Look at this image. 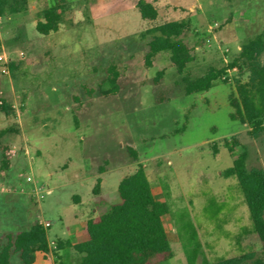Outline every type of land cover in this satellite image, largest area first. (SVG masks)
<instances>
[{
  "label": "rangeland",
  "instance_id": "374dc122",
  "mask_svg": "<svg viewBox=\"0 0 264 264\" xmlns=\"http://www.w3.org/2000/svg\"><path fill=\"white\" fill-rule=\"evenodd\" d=\"M149 1L158 11L153 21L141 17L136 0H28L0 16V105L14 110L0 112V129L19 130L4 139L8 156L16 153L0 173V237L49 222L51 248L57 239L75 243L88 218L120 202V180L141 164L170 209L164 225L174 257L161 264H188L181 235L189 238L191 227L202 245L196 264L247 254H254L247 264H264V243L250 231L238 181L221 175L233 164L223 141L233 137L247 148L248 167L264 168V133L254 139L230 118L236 81L248 79L242 65L230 64L245 43L264 36V0ZM54 5L63 6V21L41 35L40 13ZM172 21L189 22L183 38L195 48L183 73L169 51L146 64L148 30ZM212 69L223 70L222 79L186 94L185 79ZM243 229L249 232L238 245ZM61 255L64 264L78 262L71 248ZM48 261L57 264L52 254ZM11 264L22 262L14 256Z\"/></svg>",
  "mask_w": 264,
  "mask_h": 264
},
{
  "label": "trees",
  "instance_id": "16d2710c",
  "mask_svg": "<svg viewBox=\"0 0 264 264\" xmlns=\"http://www.w3.org/2000/svg\"><path fill=\"white\" fill-rule=\"evenodd\" d=\"M28 0H0V16L6 9L19 11L16 6L24 8ZM136 8L143 19L155 20L158 11L149 0H136ZM64 8L54 5L44 8L36 31L41 35H49L59 30L63 21ZM187 21H172L157 25L148 30L150 39L146 52V64L150 65L154 57L164 51L171 54V62L179 73H183L189 64L196 60L195 48L184 40L183 36L189 28ZM264 36L256 35L245 43L238 57L230 67H241L247 70L246 82L236 81V94L230 104L233 112L230 118L246 124L250 135L258 139L264 133ZM3 59H0V63ZM13 69V64H10ZM223 70H210L206 75L184 80L186 94L209 91L217 80L222 79ZM226 83L227 80H224ZM115 87L116 80L110 79ZM0 112L9 116L14 114L11 105L3 103ZM19 133L13 127L0 129V173L10 170L12 158L8 156L10 145L4 139ZM223 146L233 158L232 166L222 172L223 178L235 177L238 181L243 201L248 208L252 223L250 231L264 243V168L248 167L249 153L237 138L225 139ZM242 148V151H239ZM129 151L136 157L131 148ZM215 150H217L215 148ZM100 167V173L104 170ZM101 178L97 179L94 194L100 193ZM120 202L110 206L104 213L86 220L82 237L75 243L57 239L51 248L47 228L39 222L29 229L5 233L0 237V264H11L14 256H18L22 264H35L39 254L47 259L55 256L57 264H64L61 252L71 248L78 258L77 264H161L174 257L164 219L170 214L166 202L158 200L152 190L145 168L139 164L135 172L122 178L118 184ZM225 210L224 204L217 207L218 214ZM191 231V232H190ZM190 237L183 239L188 264H196L201 255L202 245L197 239L194 227L190 229ZM249 231L243 229L234 238L239 245L243 235ZM254 254L233 258H219L213 263L203 264H247ZM254 264H263L256 260Z\"/></svg>",
  "mask_w": 264,
  "mask_h": 264
},
{
  "label": "built area",
  "instance_id": "2783aa9c",
  "mask_svg": "<svg viewBox=\"0 0 264 264\" xmlns=\"http://www.w3.org/2000/svg\"><path fill=\"white\" fill-rule=\"evenodd\" d=\"M0 20H1V17H0ZM1 59V58H0ZM16 153V149L15 148H13V149H11L10 150V154H9V156H12L13 154H15ZM33 181V179L30 177V176H28L27 177V182H32ZM5 189V187L3 186L2 187V190H4ZM21 191H25V188L24 187H21ZM31 194H33V193H36V190H34V191H31L30 192ZM50 193V192H49ZM40 224H42L44 227H46V228H48V227H50L51 226V224L49 223V222H40Z\"/></svg>",
  "mask_w": 264,
  "mask_h": 264
},
{
  "label": "crops",
  "instance_id": "0c3cea01",
  "mask_svg": "<svg viewBox=\"0 0 264 264\" xmlns=\"http://www.w3.org/2000/svg\"><path fill=\"white\" fill-rule=\"evenodd\" d=\"M25 188H26V187H25ZM28 190H29V189H28ZM28 190H27V191H28ZM77 219H78V216H76V220H77ZM38 259L46 260V261L48 262V264H51V263L48 261V258L45 259L44 256L41 255V254L38 255L35 264L37 263Z\"/></svg>",
  "mask_w": 264,
  "mask_h": 264
}]
</instances>
